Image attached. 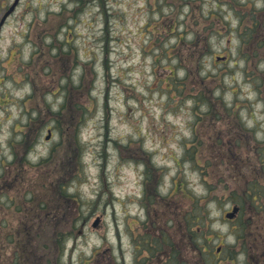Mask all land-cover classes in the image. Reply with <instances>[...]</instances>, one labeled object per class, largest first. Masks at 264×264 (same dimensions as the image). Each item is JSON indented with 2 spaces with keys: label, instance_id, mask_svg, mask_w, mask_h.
I'll return each instance as SVG.
<instances>
[{
  "label": "rangeland",
  "instance_id": "374dc122",
  "mask_svg": "<svg viewBox=\"0 0 264 264\" xmlns=\"http://www.w3.org/2000/svg\"><path fill=\"white\" fill-rule=\"evenodd\" d=\"M13 1L0 0V18ZM170 4L19 0L0 29V201L7 210L0 218L12 221L11 239L19 235L37 241L36 251L44 247L40 258L49 255L47 262L135 264L134 244L161 228L175 243L188 241L180 221L189 200L175 194V182L207 200L211 230L205 233L219 261L249 264L245 252L264 249V0ZM177 19L195 24L186 28ZM203 48L195 73L212 78L205 88L216 118L193 101L199 86L184 84L186 71L177 56L185 59L186 50ZM67 84L74 94L70 103ZM82 112L79 132L66 127L68 113L78 123ZM59 126L76 134L69 141L74 150L64 155ZM67 161H77L75 169L62 172ZM151 172L156 206L146 208L140 196ZM220 175L237 178L225 186L217 182ZM250 179H257L261 193L255 214L244 212V223L225 220ZM60 183L66 192L56 194L62 213L49 215L51 225L40 231L39 211L21 221L18 209L29 198L39 200L46 185L54 193ZM47 205L53 208L48 200ZM4 252L0 247V260ZM229 252L235 254L232 263ZM187 255L183 260L191 264L194 254Z\"/></svg>",
  "mask_w": 264,
  "mask_h": 264
},
{
  "label": "trees",
  "instance_id": "16d2710c",
  "mask_svg": "<svg viewBox=\"0 0 264 264\" xmlns=\"http://www.w3.org/2000/svg\"><path fill=\"white\" fill-rule=\"evenodd\" d=\"M180 1L181 0H172L173 4H170V6L176 7V5ZM178 12L179 11L177 10L176 15H175L176 18L178 17L177 15ZM55 18L58 23H62L65 20L62 14H58ZM174 23H181V25L184 24L186 28L191 27V24H195L192 22L188 23L185 21L183 23V21H179L178 19L174 21ZM259 25H264V23L259 24ZM255 26H256V21H255ZM155 28H158V27H155ZM163 29L165 32H167V28L164 27ZM169 30L172 31V29H169ZM170 31H168V33ZM180 44L181 45L185 44V36H183V40L181 41ZM204 51H206V48H203L201 52L199 50L189 49V50H186L187 56L185 59H181L179 55L177 56L179 57L181 61L180 65L186 71V79L184 80V84L188 82V83L194 84L193 87H195V85L199 86L200 94L196 96L193 95L192 97L194 99L193 101L197 102L196 103L197 107L206 106V109H208L209 112L211 109V113H213V117L216 118L218 114L214 113L216 111V107H214L215 104L210 98L211 95L209 94L208 89L205 88V85H207L208 82L212 80V78H208V77L204 78L205 77L204 76L198 79L195 73V69L198 67V64L202 60ZM64 53L67 54L68 52L64 51ZM62 56H63V52L58 53L56 55V58L57 57L62 58ZM196 61H199V63L197 64ZM173 72H175V70L172 71V73ZM170 77L173 79L172 86H175L174 84L176 81L175 73L171 74ZM80 86L83 88V90L81 91L82 95L86 94L84 92L85 90L84 85L81 84ZM64 89H65L66 102L70 103L74 94L71 92L69 84L65 85ZM41 92H42V89H41ZM180 94L182 95L183 92ZM82 115H83V112L79 116L78 123H75L74 120L71 119L72 116L70 115V113H68L65 119L66 127L68 126L71 127L72 125H74L76 132H79L80 127H81L79 125V122H80V118L82 117ZM59 127L61 131L63 132V136H62L63 142L61 144V154L64 155L66 150L70 152L74 150V146L69 141L76 134H73L71 131H63L62 127L61 126ZM75 146L78 147L79 144L77 143V145ZM15 156H16V153H15ZM78 159H80V157ZM62 160H65V158H63ZM190 160L193 161L191 157H190ZM76 163L77 161L73 163H70L67 161L61 171L64 172L66 169L68 170L75 169ZM11 164L14 165V160ZM13 170H14V167H13ZM155 170L158 173H161L163 169L161 167L159 168L155 167ZM230 178L235 180L237 176L231 175ZM230 178L225 175H220L217 177V182H224L223 184L225 186H228ZM150 179H152V172H151V176H148L147 179L143 183L145 191H146V195L145 196L143 195L144 197H142L141 203H145L146 208L152 205L156 206L154 200L157 195H156V191L152 189L153 184L152 182H150ZM257 182H258L257 179L247 180V184L244 185L243 187V191L241 193L242 195L239 197V199L234 200L233 203L239 206V214H238L237 220L239 219L241 220L242 215L246 211L251 216L255 214L253 212V208L257 205V202L260 200L259 198L261 196L260 189L259 187H257L258 185L256 186ZM1 187L2 186L0 185V188ZM173 187L175 191L177 188V192L175 193L176 195L182 194L185 199L189 200V203H187L185 206L186 210L182 212L181 214V217L182 215L184 216L182 220L180 221L181 223L180 226L182 228L183 234L188 238V241H179L178 243H175L174 241H171L168 238V236L166 235V233L163 231L162 228L158 229L159 235L157 234V236H154L152 238L150 236L143 237L141 238L143 241H137V243L134 244V246L136 247L135 256L133 258L134 263L135 264H190V262L188 263L184 261L183 258H188L187 254L192 253L194 254V258L192 259L193 262L191 264H223L227 260L219 261L217 257L214 255V252L210 250L211 244H209V239H208L207 234L211 230L210 229L211 219H209L211 212L206 207L208 204L207 200L206 199L204 200L203 197L201 196L197 197L195 193H192V192L188 193L186 191H183L180 188V185H178L176 182L174 183ZM46 188H47V185L41 187L43 193L39 196V198L42 199L43 202L39 201L40 200L39 198H38L39 200H36V199L33 200V198H29L27 200L28 201L27 205L26 206L24 205L22 208L18 209L19 213L22 216L21 221L23 220V217H26V215H29L30 217H32L35 214H37V211H39V224L38 225H39L40 231L42 232L44 231V229L42 228V225L44 224L51 225L53 223L52 220L54 219V217H52V215L49 217L50 214L56 215V214L62 213L61 211H58V202H57L56 194L59 192H61L62 195L66 193L64 186L61 183L58 186L54 187V190H53V186H51V189L54 191V193L50 189L49 191H47ZM12 189L15 191V187L11 185V190ZM44 189L46 193L44 192ZM208 189L210 191H213L212 186H210V188ZM50 194H55V195L53 196ZM46 195H47V200L50 203H52L53 208L48 207ZM11 200H12L11 207L15 206L16 205L15 198L13 199L11 198ZM2 204L3 202L0 201V216L4 215L7 211L4 208H2L3 207ZM11 207L9 206L8 209ZM39 209H41L42 212H40ZM258 209L259 207L257 208V210ZM13 211L14 209L11 210V213ZM22 211H23V214H22ZM146 213H147V216H149L148 211H146ZM0 220H1L0 227H4L3 228L4 230L0 231V247L3 248V250L5 251L3 253L4 258L0 260V264H54L53 259L49 260L48 262L45 261L46 259L51 258L49 257V255H47V257H44V259L40 258L42 254L41 249L44 247L39 246V250L36 251L37 241H30V239H28V241H21V238L19 235L14 236L11 239V231H12V228H14L12 221L9 222V220L6 219V217L5 218L1 217ZM19 222L20 221H17L16 224ZM21 225H23L22 222H21ZM245 227L246 226L243 224L242 226H240V231H242V234L239 235L238 233L237 237H240V238L243 237ZM206 230L208 233H205ZM42 232H39L40 235L42 234ZM28 234H29L28 229L24 228V237L27 238ZM11 243H12V246H11ZM45 246L47 247L48 245H45ZM257 250L260 251V253L257 252ZM257 250L253 249L252 251L247 250V252H245L246 257H247V262L249 264H264V249L259 248ZM46 251H47L46 254H49L51 252L49 248L46 249ZM220 252H222V249ZM216 255H220V253H217ZM228 256L229 257L227 259L230 258L229 263H232L235 259V254L233 255V253L229 252Z\"/></svg>",
  "mask_w": 264,
  "mask_h": 264
},
{
  "label": "water",
  "instance_id": "95a60500",
  "mask_svg": "<svg viewBox=\"0 0 264 264\" xmlns=\"http://www.w3.org/2000/svg\"><path fill=\"white\" fill-rule=\"evenodd\" d=\"M17 2H18V0H14V2L9 7V9L4 13V15L2 16V19L0 20V26L4 22L5 18L13 11ZM49 136H50V131H48V135L46 136V139H48ZM237 211H238V207L234 206L231 211H229L225 214V217L231 219L235 216Z\"/></svg>",
  "mask_w": 264,
  "mask_h": 264
}]
</instances>
